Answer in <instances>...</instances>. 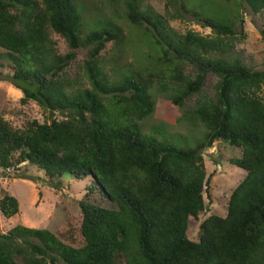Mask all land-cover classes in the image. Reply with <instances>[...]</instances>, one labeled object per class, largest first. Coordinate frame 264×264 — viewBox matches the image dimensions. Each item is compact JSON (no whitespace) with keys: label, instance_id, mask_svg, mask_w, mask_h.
<instances>
[{"label":"trees","instance_id":"trees-1","mask_svg":"<svg viewBox=\"0 0 264 264\" xmlns=\"http://www.w3.org/2000/svg\"><path fill=\"white\" fill-rule=\"evenodd\" d=\"M238 1L254 13L264 10V0ZM104 2L95 8H124L113 15L139 31L138 41L157 54L153 66L138 61L128 73L135 66L124 62L131 42L124 28L116 19L89 21L87 0H0V74L21 91V104L33 101L45 115L21 127L0 116V173L21 178L20 165L33 166L57 189L64 175L87 179L85 196L96 191L116 205L78 199L55 231L16 224L0 232V264H264V69L230 55L242 20L234 29L202 15L192 0H165L163 13L142 0ZM184 14L210 34L176 31L169 22ZM51 33L65 41V54ZM79 52L84 57L71 75ZM187 65L193 74L184 73ZM208 72L216 77L212 97L183 114L204 128L194 147L177 148L128 124L153 114L156 91L171 90L169 104L182 108L200 93ZM110 73L123 77L113 80ZM216 141L241 149L230 162L245 175L225 216L209 215L191 240L188 223L204 209L201 152ZM18 210L17 198L4 192L2 216Z\"/></svg>","mask_w":264,"mask_h":264},{"label":"rangeland","instance_id":"rangeland-1","mask_svg":"<svg viewBox=\"0 0 264 264\" xmlns=\"http://www.w3.org/2000/svg\"><path fill=\"white\" fill-rule=\"evenodd\" d=\"M164 2L165 0H142L144 6L157 13L164 12ZM104 3V0H87L86 7L87 5L92 6V9L87 8V11L94 13V16H88V20L93 21L96 17L98 20L110 18L115 21L116 19L117 23L124 28L127 41H131L125 45L129 51L125 55L124 62L135 66L128 73L136 71L138 61L145 67L153 66L157 54L154 51L151 52V49L147 51L148 49L142 42L138 41L139 31L133 27L129 28L127 22L113 15L114 12L122 15L124 8L120 4L117 11L108 5L104 6L103 10L95 8L98 5L103 6ZM238 3V0L229 3L223 0H192L189 5L195 4L196 9L202 15L229 21L234 29L242 20L243 30L240 34L238 33L236 44L230 55L249 68L262 70L264 69V37L261 32L264 31V10L254 13L246 3L241 2L239 7ZM78 4L81 6L79 2ZM169 23L180 33L192 30L201 35L210 34L209 28L203 27L200 22L186 14L182 19L170 20ZM51 37L57 42L58 53L65 54L68 51L65 41L55 33H51ZM106 45L107 53L106 51L105 53L108 56L111 53V44ZM83 55L79 52L76 60L69 65L68 71L71 75H74L78 69L77 64L80 63ZM149 57L151 59H148ZM184 73L193 74L194 71L190 65H187ZM110 77L117 80L123 75L122 73H110ZM215 81V75L208 72L200 93L188 98L179 109L169 104L171 90L168 89L164 93L156 91L154 93L156 106L153 114L141 121L128 124L135 125L142 135L155 137L177 148H192L203 140L204 128L199 122L190 123L183 114L188 115L198 101L212 97ZM88 86V82L84 81L83 87ZM21 97V91L14 87L5 75L0 74V116L14 127H21L27 120L35 119L43 122L45 115L42 109L33 101L21 104ZM57 117L63 118L62 115ZM201 154L207 177L203 192L204 209L199 212L198 218L191 219L188 223L187 236L191 240L199 238L202 233L200 224L209 215L225 216L229 196L245 175L244 170L230 162L232 158L240 157L241 149L238 147L231 146L224 141H216L212 148L202 151ZM20 174H22L21 178H9L0 173V198L6 192L15 196L19 202L18 213L12 217L5 218L0 213V232L2 233L7 232L16 224L55 231L65 221L69 211L77 210L78 199H85L111 208L116 207L114 202L99 200L96 191L88 196L84 195V187L89 184L90 180L79 181L69 175H64L61 179V187L57 189L46 180L44 182L43 173L38 168L21 164L16 171V175Z\"/></svg>","mask_w":264,"mask_h":264}]
</instances>
